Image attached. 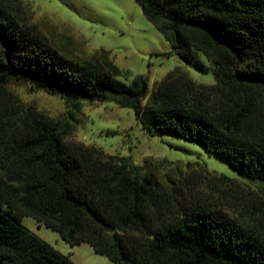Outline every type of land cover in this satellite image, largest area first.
<instances>
[{"label":"trees","instance_id":"trees-1","mask_svg":"<svg viewBox=\"0 0 264 264\" xmlns=\"http://www.w3.org/2000/svg\"><path fill=\"white\" fill-rule=\"evenodd\" d=\"M136 1L173 53L211 71L213 84L180 68L152 92L143 76L127 84L108 58L62 55L21 0H0V264H76L26 229L24 216L113 264H264V197L251 206L235 179L207 170L163 189L130 158L67 142L65 126L8 89L25 81L68 100L115 102L150 135L202 144L264 188V0ZM198 182L236 188L245 217L229 215Z\"/></svg>","mask_w":264,"mask_h":264},{"label":"rangeland","instance_id":"rangeland-1","mask_svg":"<svg viewBox=\"0 0 264 264\" xmlns=\"http://www.w3.org/2000/svg\"><path fill=\"white\" fill-rule=\"evenodd\" d=\"M21 2L30 22L62 55L80 63L108 58L120 69L119 79L127 84L143 76L152 92L157 82L177 68L186 71L197 83L215 82L211 71H199L173 53L170 41L146 19L136 0ZM199 57L207 62L201 54ZM8 89L25 106H35L65 126L69 133L67 142L95 146L107 154L130 158L141 173L157 180L163 189L170 190L173 181L192 170H207L210 175L223 174L235 179L241 192L252 199L251 206L256 203L254 195L264 197L261 185L249 182L226 158L208 153L202 144L169 133L150 135L132 109L110 101L68 100L38 90L25 81L10 83ZM198 183L224 204L229 215L245 217L248 207L243 205L242 193L236 188L225 193V187ZM21 224L76 264H113L86 243L69 245L58 232L40 225L30 216H24Z\"/></svg>","mask_w":264,"mask_h":264}]
</instances>
